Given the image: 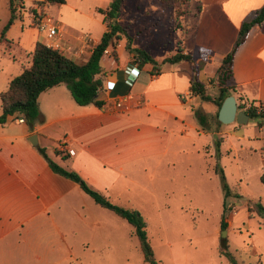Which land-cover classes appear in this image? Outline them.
I'll use <instances>...</instances> for the list:
<instances>
[{
    "label": "crops",
    "instance_id": "0c3cea01",
    "mask_svg": "<svg viewBox=\"0 0 264 264\" xmlns=\"http://www.w3.org/2000/svg\"><path fill=\"white\" fill-rule=\"evenodd\" d=\"M43 1L20 0L26 9ZM111 1L101 0L89 14L66 7L73 17L82 20L83 26L76 19L67 24L58 22L65 8L62 5L45 6L47 14L56 16L58 35L52 39L46 32L27 27L24 16L6 32L16 53L1 51L2 55L15 63L23 58L30 63L39 42L45 46L56 44L64 56L83 63L103 35L97 39L91 30L100 26L101 31H106L103 15L95 12L105 9ZM263 7L264 0H190L180 44L184 54L197 63L201 60L199 50L209 51L202 73L205 78L214 74L231 51L241 25ZM117 21L120 24L119 18ZM125 45L122 38L115 48L116 58L104 56L100 61L101 108L78 106L67 88L60 85L39 95L43 122L33 130L24 121H15L21 118L19 114L0 125V264H38L42 257L33 248L32 239L42 244L50 230L63 242L66 235L81 238L84 241L80 245L86 248L91 247L93 239L103 242L104 238L101 247L109 249L119 237L116 228L122 219L94 204L77 184L53 173L36 147L44 149L53 163L77 173L90 188L111 199L135 185L138 175L147 174L151 179L149 172L186 132L184 106L195 99L191 97L188 62L165 64L155 76L151 75L156 71L151 63L140 64L139 77L128 85L124 68L136 55L129 54ZM131 47L159 63L133 39ZM28 66L21 65V69ZM11 79L12 76L4 80L6 90ZM232 82L235 93L244 100L264 102V21L250 30L237 49ZM127 94L132 97L128 108L115 110V100ZM32 135L37 137L36 146L28 141Z\"/></svg>",
    "mask_w": 264,
    "mask_h": 264
},
{
    "label": "rangeland",
    "instance_id": "374dc122",
    "mask_svg": "<svg viewBox=\"0 0 264 264\" xmlns=\"http://www.w3.org/2000/svg\"><path fill=\"white\" fill-rule=\"evenodd\" d=\"M100 1L67 0L58 22L67 24L76 19L83 26L82 20L73 17L66 7L89 14ZM9 17L8 0H0V32ZM119 20L128 27L135 44L159 63L173 55L176 46L183 42V22L182 30H177L173 25L174 12L153 0H123ZM94 28L91 27L90 34L99 39L104 32L100 26ZM0 46L1 94L6 91V77L20 75L21 65H29V59L12 62L2 52L16 53V48L10 44ZM196 64L195 71L204 82L206 95L218 98L216 76L209 74L205 78L202 73L205 64L201 60ZM230 96L237 106L245 105L240 111L245 112L251 104L235 92ZM191 97L195 99L184 106L186 132L149 172L152 178L138 175L135 185H129L121 196L109 200L141 214L154 264H231L219 253L223 239L237 264H264V214L256 210L258 204L264 207V186L259 181L264 171V126L257 127L254 120L242 125L236 122L218 125L216 105ZM253 106L264 112V102ZM199 116L203 117V123ZM217 165L225 177L227 197L221 178L215 173ZM224 202L229 211L226 229L221 230ZM116 230L119 237L109 249L101 247L104 238L103 242L93 239L91 247L86 248L80 245L84 241L81 238L66 235L63 242L51 230L42 244L34 237L32 245L42 257L38 264H150L144 262L131 226L121 220Z\"/></svg>",
    "mask_w": 264,
    "mask_h": 264
},
{
    "label": "trees",
    "instance_id": "16d2710c",
    "mask_svg": "<svg viewBox=\"0 0 264 264\" xmlns=\"http://www.w3.org/2000/svg\"><path fill=\"white\" fill-rule=\"evenodd\" d=\"M165 8L171 9L174 12L173 25L177 30H182V22L187 14L188 3L190 0H153ZM123 0H112L105 9H98V13L103 15L106 22V31L103 33L99 43L93 48L89 58L83 63H77L64 56L60 51L45 46L39 42L36 43L28 67H24L20 75L10 80L7 90L0 94V125L5 124L7 118L15 114L21 115L28 129L33 130L34 126L43 122V118L38 109V97L41 93L52 89L56 86L64 85L69 91L73 101L78 106L94 105L98 108L103 106V102L98 99L99 92L103 89L101 78L100 61L103 57V52L107 48L112 49V55L116 58L115 43L116 41L125 39V50L131 55H137L140 58L141 64L151 63L153 68L158 73L161 66L165 64L174 65L180 62H188L191 68L190 89L192 95L199 97L204 101H211L218 110L222 102L230 96L231 92H235V87L232 82V65L234 55L237 49L245 42L250 30L255 26H260L264 21V7L255 14V17L250 21L244 22L238 32L237 39L231 51L222 59L220 66L216 69V83L219 88V97L212 99L205 93V85L202 83L195 71L197 66L194 59L187 54H184L183 48L176 46L175 53L170 57L157 63L144 51L132 48V38L128 33V27H123L118 23V18L121 12ZM65 0H44L36 2L29 9L33 14L34 20L37 22L43 15L47 14L45 6L49 5H64ZM8 9L10 17L0 32V44L8 46L11 43L6 39V32L12 24L19 18L15 14L12 1L8 0ZM202 63L205 64L209 51L200 49ZM242 100H244L241 97ZM246 101V100H245ZM248 102V101H246ZM255 102L245 109L249 120H254L257 127L264 126V112L258 111ZM245 105L237 106L238 109H243ZM199 120L203 123L204 119L199 116ZM216 121L219 125L220 122ZM38 153L46 161L51 171L65 179H68L79 186V188L91 198L97 206L112 212L120 219L126 221L132 228V234L137 239L139 248L142 252L144 262L153 263V251L149 244L146 226L143 217L137 210L126 209L115 205L100 192L90 188L77 173L68 171L53 163L45 153L44 149L36 147ZM59 154V153H56ZM215 173L219 175L222 181V188L226 197L229 194L225 184L223 171L217 165ZM260 183L264 186V171L259 177ZM258 214H264V207L256 205ZM229 209L226 208L225 202L220 221V229H226V214ZM219 253L224 256L231 264H237L230 253L227 251L225 240L220 241Z\"/></svg>",
    "mask_w": 264,
    "mask_h": 264
},
{
    "label": "built area",
    "instance_id": "2783aa9c",
    "mask_svg": "<svg viewBox=\"0 0 264 264\" xmlns=\"http://www.w3.org/2000/svg\"><path fill=\"white\" fill-rule=\"evenodd\" d=\"M11 1L15 9L16 16L20 20H22L21 18L24 16L26 19H28L27 27L34 28L37 32H46L48 39H52L58 35V26L54 18L51 15L45 14L40 19H38L36 22L34 20L33 14L29 12V9H26L24 8V6H22V3L20 2V0H11ZM117 42L118 41H116L115 43V48H116ZM47 47H54L56 48V50H59V46L56 44L55 45L50 44V45H47ZM104 56L113 57L111 48H107L106 50H104L103 57ZM140 64H141L140 58L136 55L135 57H133L132 61L128 65L125 66L124 74L126 75V82L128 83V85H132L133 83H135V81L139 77ZM151 75L155 76L157 75V72L153 71ZM131 100H132V97L130 94H127L121 98L116 99L115 102L113 103L115 110L117 111L126 110ZM15 121L21 123L24 120L21 117V118H16Z\"/></svg>",
    "mask_w": 264,
    "mask_h": 264
},
{
    "label": "water",
    "instance_id": "95a60500",
    "mask_svg": "<svg viewBox=\"0 0 264 264\" xmlns=\"http://www.w3.org/2000/svg\"><path fill=\"white\" fill-rule=\"evenodd\" d=\"M217 120L224 125L236 122L237 124H244L248 122L249 117L243 111L238 110L236 100L233 96H228L222 102L220 109L217 113ZM28 141L33 145H37L36 135H32ZM224 233V232H222Z\"/></svg>",
    "mask_w": 264,
    "mask_h": 264
}]
</instances>
